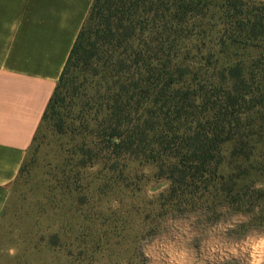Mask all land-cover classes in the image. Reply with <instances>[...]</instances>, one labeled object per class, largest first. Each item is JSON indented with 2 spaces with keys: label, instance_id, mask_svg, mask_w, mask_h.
<instances>
[{
  "label": "trees",
  "instance_id": "1",
  "mask_svg": "<svg viewBox=\"0 0 264 264\" xmlns=\"http://www.w3.org/2000/svg\"><path fill=\"white\" fill-rule=\"evenodd\" d=\"M244 5L94 0L41 126L65 134L67 105L82 101L92 105L79 116L77 151L84 156L93 151L86 144L91 137L114 157L142 156L155 164L156 176L174 191L213 184L231 192L253 166V138L264 137V3L246 11ZM219 12L232 25L219 31L221 53L255 48L259 54L249 67L223 64L207 76L181 44L192 38L185 29Z\"/></svg>",
  "mask_w": 264,
  "mask_h": 264
},
{
  "label": "rangeland",
  "instance_id": "2",
  "mask_svg": "<svg viewBox=\"0 0 264 264\" xmlns=\"http://www.w3.org/2000/svg\"><path fill=\"white\" fill-rule=\"evenodd\" d=\"M243 2L246 11L264 0ZM221 13L190 25L192 38L181 44L207 76L223 64L249 67L259 54L221 53L219 31L232 26ZM67 106L66 133L40 126L12 186L0 219V264H264L263 136L253 138V166L231 192L213 184L174 191L142 156L114 157L91 137L93 151H77L80 112L92 105Z\"/></svg>",
  "mask_w": 264,
  "mask_h": 264
},
{
  "label": "crops",
  "instance_id": "3",
  "mask_svg": "<svg viewBox=\"0 0 264 264\" xmlns=\"http://www.w3.org/2000/svg\"><path fill=\"white\" fill-rule=\"evenodd\" d=\"M94 0H0V219Z\"/></svg>",
  "mask_w": 264,
  "mask_h": 264
}]
</instances>
